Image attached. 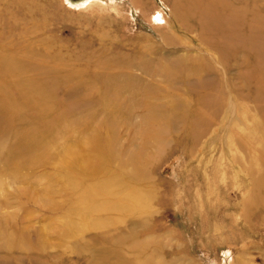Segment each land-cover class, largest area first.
<instances>
[{
  "label": "rangeland",
  "instance_id": "rangeland-1",
  "mask_svg": "<svg viewBox=\"0 0 264 264\" xmlns=\"http://www.w3.org/2000/svg\"><path fill=\"white\" fill-rule=\"evenodd\" d=\"M80 1L0 0V264H264V0Z\"/></svg>",
  "mask_w": 264,
  "mask_h": 264
},
{
  "label": "bare ground",
  "instance_id": "bare-ground-1",
  "mask_svg": "<svg viewBox=\"0 0 264 264\" xmlns=\"http://www.w3.org/2000/svg\"><path fill=\"white\" fill-rule=\"evenodd\" d=\"M187 1L188 0H186V2ZM96 2H100V0H83V1H80L76 5L79 6V7H88V6H91V5L95 4ZM153 21L154 22H162V21H164V18L162 16V14L160 13V11L156 12V15L154 16ZM249 35L251 37L249 36V38H246V39H248V40H246V43L248 44V46H250V48L251 47L253 48L254 41L258 40L259 37L257 36V33H255V31H252V29L249 30ZM227 40H228V38H227Z\"/></svg>",
  "mask_w": 264,
  "mask_h": 264
}]
</instances>
